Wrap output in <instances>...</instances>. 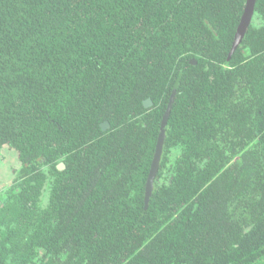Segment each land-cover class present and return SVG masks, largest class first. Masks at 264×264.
Wrapping results in <instances>:
<instances>
[{
  "label": "trees",
  "instance_id": "trees-1",
  "mask_svg": "<svg viewBox=\"0 0 264 264\" xmlns=\"http://www.w3.org/2000/svg\"><path fill=\"white\" fill-rule=\"evenodd\" d=\"M245 3L0 0V264H264V0L231 52Z\"/></svg>",
  "mask_w": 264,
  "mask_h": 264
},
{
  "label": "water",
  "instance_id": "water-1",
  "mask_svg": "<svg viewBox=\"0 0 264 264\" xmlns=\"http://www.w3.org/2000/svg\"><path fill=\"white\" fill-rule=\"evenodd\" d=\"M254 2H255V0H246L245 7L243 10L240 22H239V25L237 27V30H236V33L234 36L231 52L235 48V46L238 44V42L240 41L241 37L244 34L246 27L249 25V23L252 19ZM173 95H174V89H173V92L171 93V96L169 97V100H168V103L166 106V110H165V112L162 116L161 122H160L159 134H158V138L156 141L153 157H152V160L150 163L148 176H147V179L145 182V193H144L145 194V196H144L145 207H147V205H148L149 197H150L152 189H153V178H154V176L157 172L158 166H159L160 157H161V153H162V147H163L164 139H165V126H166V121H167V118L169 115L170 108L172 106ZM151 103L152 102L149 98L143 100V104L145 106H148ZM101 126L102 127H108L109 124L107 121H104L101 123Z\"/></svg>",
  "mask_w": 264,
  "mask_h": 264
},
{
  "label": "rangeland",
  "instance_id": "rangeland-1",
  "mask_svg": "<svg viewBox=\"0 0 264 264\" xmlns=\"http://www.w3.org/2000/svg\"><path fill=\"white\" fill-rule=\"evenodd\" d=\"M19 162L15 152L9 147L0 148V190L8 186L15 176L14 170L18 169Z\"/></svg>",
  "mask_w": 264,
  "mask_h": 264
},
{
  "label": "flooded vegetation",
  "instance_id": "flooded-vegetation-1",
  "mask_svg": "<svg viewBox=\"0 0 264 264\" xmlns=\"http://www.w3.org/2000/svg\"><path fill=\"white\" fill-rule=\"evenodd\" d=\"M149 106V105H148ZM102 127V126H101ZM103 129H106L107 127H102ZM58 167L59 168H63L64 167V165L61 163V164H58Z\"/></svg>",
  "mask_w": 264,
  "mask_h": 264
}]
</instances>
